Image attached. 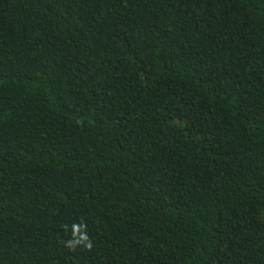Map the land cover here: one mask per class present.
<instances>
[{
  "label": "trees",
  "instance_id": "trees-1",
  "mask_svg": "<svg viewBox=\"0 0 264 264\" xmlns=\"http://www.w3.org/2000/svg\"><path fill=\"white\" fill-rule=\"evenodd\" d=\"M0 264H264V0H0Z\"/></svg>",
  "mask_w": 264,
  "mask_h": 264
},
{
  "label": "clouds",
  "instance_id": "clouds-1",
  "mask_svg": "<svg viewBox=\"0 0 264 264\" xmlns=\"http://www.w3.org/2000/svg\"><path fill=\"white\" fill-rule=\"evenodd\" d=\"M73 235L77 237V239L73 242L67 244L68 248H74L76 244L86 243L88 242V236L81 231V227L77 225H73ZM88 246L91 247V244L88 243Z\"/></svg>",
  "mask_w": 264,
  "mask_h": 264
}]
</instances>
